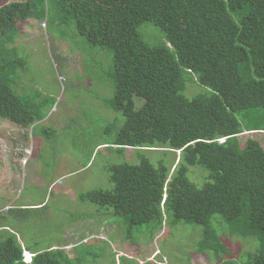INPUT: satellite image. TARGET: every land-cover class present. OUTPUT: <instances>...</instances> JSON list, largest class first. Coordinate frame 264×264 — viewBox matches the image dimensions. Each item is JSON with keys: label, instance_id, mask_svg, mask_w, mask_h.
Here are the masks:
<instances>
[{"label": "trees", "instance_id": "trees-1", "mask_svg": "<svg viewBox=\"0 0 264 264\" xmlns=\"http://www.w3.org/2000/svg\"><path fill=\"white\" fill-rule=\"evenodd\" d=\"M52 1L89 43L113 51L116 86L105 104L125 121L102 145H115L118 153L133 148L137 158L109 164L114 188L82 191L79 200L113 208L129 233L144 224L153 235L164 225L200 226L194 246L216 264H264V147L255 138L240 142L246 131H264V0ZM49 2L0 5V117L21 126L44 119L46 103L14 87L20 60L14 43L20 23L44 19ZM143 23L161 28L166 41L144 40ZM248 117L252 124L245 127ZM157 148L179 157L169 165L161 153L154 162L148 151ZM191 167L206 177L197 181ZM6 222L0 220V264H75L86 257L52 245L36 249L27 263L23 251L33 247ZM235 236L252 237L254 249L235 257Z\"/></svg>", "mask_w": 264, "mask_h": 264}, {"label": "rangeland", "instance_id": "rangeland-1", "mask_svg": "<svg viewBox=\"0 0 264 264\" xmlns=\"http://www.w3.org/2000/svg\"><path fill=\"white\" fill-rule=\"evenodd\" d=\"M11 1L17 0H0V5ZM49 3L50 9L43 20L35 17L29 23H20L22 32L14 43L17 47L15 57L20 58L14 87L22 96L47 102L49 110L55 106L56 112L45 124L30 128L11 121L0 123L4 135L1 138L0 134V178L3 167L23 169L22 185L12 203L14 210L0 216V220L8 218L6 223L13 226L19 232V238L33 249L57 245L72 257L86 255L80 262L74 261L75 264H216L194 246L202 236L200 226L164 225L162 231L153 235L152 226L144 224L135 226L129 233L127 221L113 208L79 200L82 191L114 188L107 169L109 164L126 160L137 163V158L135 149L127 147L118 153L115 145L99 147L93 155L97 145L111 142L116 137L125 121L119 112H113L105 104L115 92L116 84L111 77L114 54L108 48L89 43L79 34L75 20L64 18V10L59 4L52 0ZM139 32L152 45L166 41L162 29L151 23L139 25ZM200 90L199 86L191 87L185 93L193 97ZM136 104L142 106L143 99L137 97ZM252 118L243 121L245 127ZM23 129L30 134L32 149L30 155L26 154L29 163L13 166V153L3 140ZM249 138L258 139L264 147V131L241 134L242 146ZM18 150L14 148L16 154ZM161 153H166L169 165L176 155L179 157V153L172 150L148 151L152 160ZM64 161L67 165H63ZM62 165L66 170H83L67 175L58 183V176L68 174L64 173ZM189 174L191 176V171ZM192 174L197 181L207 175L200 168H193ZM6 197L0 196L2 206L9 203ZM42 201L46 206L41 209L21 208ZM8 207L10 205L5 210ZM15 215L24 216L26 225H16ZM255 242L252 237H232L235 257L243 250H253Z\"/></svg>", "mask_w": 264, "mask_h": 264}, {"label": "crops", "instance_id": "crops-1", "mask_svg": "<svg viewBox=\"0 0 264 264\" xmlns=\"http://www.w3.org/2000/svg\"><path fill=\"white\" fill-rule=\"evenodd\" d=\"M30 19L32 20L34 18H29V19L25 20L24 24L25 23H29ZM40 102H45V101L41 100V101H39V103L38 102H36V103L38 105H41ZM45 103H46V106L44 107V114L46 116L44 117V119L35 122L33 125L27 126V128H30V127L34 126L35 124H38V126L39 125H43L47 121H49L51 119L52 115L56 112V110L54 108L55 106L51 110H49L50 106L47 104V102H45ZM3 120L8 123V120L0 117V123L3 122ZM7 123H6L5 127H7ZM16 125H14V126H16ZM18 126H20V125H18ZM12 128H14V127H12ZM0 134L2 136L1 138H3L4 135H3L2 131H0ZM1 142L2 141L0 140V143ZM3 142L7 144V148L10 147V150H11L10 152L13 153V159H12L11 165H13V166H15V165H17V166L26 165L27 166L28 165L29 160H28V157L26 156V154H28V155L31 154L30 153L31 152L30 149H32V147L30 146L31 145V143H30V134L26 133V130L23 129L22 132H19V130H16L14 133L11 134V136H9L6 139H4ZM103 144H105V143H103ZM3 146H5V145H3ZM102 146H104V145H102V144L97 145L95 147L94 151H93V155L97 152L96 149L99 148V147L101 148ZM14 148L17 149V150L20 149V150H18V154H16V152L14 151ZM7 150H9V149H7ZM63 165H67V162L64 161ZM63 165H62V168L65 171L64 173H68V174H64V175L58 176L59 178H57V180H56V181H58V183H61V182H59V180L65 179V177L67 175L74 174V173H76L78 171H82L83 170V168H79V169L78 168H73V169H67L66 170L63 167ZM88 165H86V166H88ZM86 166H84V167H86ZM2 171H3L2 172V176L0 178V196L2 194L6 195L7 197H6L5 200L7 202H9V203L5 204V206H2V205H4V203H3V199L0 198V216L9 215L10 212L12 210H14L12 203H13L14 199L17 198L18 195L15 196V194H17V189L20 188V185H22V181H23V179H22V175H23L22 167H10V166L9 167H3ZM55 182H53L52 184H54ZM44 202L45 201H42L40 203L30 204V205H22L21 208L22 207H25V208L33 207L34 210L35 209H41L43 207H40V206L43 205ZM8 205H10L12 207L10 209L5 210V207L8 206ZM24 210H26V209H24ZM14 218L16 219L14 221L16 223V225H26V222H25V220H23L22 217H19V216L15 215ZM11 228H13V226ZM13 229H15V228H13ZM20 241L22 242V244L24 246H29L30 245L28 242H24L23 239L22 240L20 239ZM25 249H27L31 253H34L36 251V249H33V248H26L25 247Z\"/></svg>", "mask_w": 264, "mask_h": 264}, {"label": "clouds", "instance_id": "clouds-1", "mask_svg": "<svg viewBox=\"0 0 264 264\" xmlns=\"http://www.w3.org/2000/svg\"><path fill=\"white\" fill-rule=\"evenodd\" d=\"M224 140H225L224 138L223 139H220L221 142H223ZM34 256H35V253H31L27 249H24V251H23V260L24 261H25V259L28 260V261H25V262L32 263Z\"/></svg>", "mask_w": 264, "mask_h": 264}, {"label": "built area", "instance_id": "built-area-1", "mask_svg": "<svg viewBox=\"0 0 264 264\" xmlns=\"http://www.w3.org/2000/svg\"><path fill=\"white\" fill-rule=\"evenodd\" d=\"M9 208H11V206H10V207H8V209H9ZM25 261H28V260H27V259H25Z\"/></svg>", "mask_w": 264, "mask_h": 264}]
</instances>
